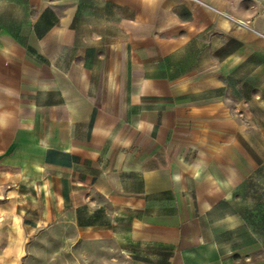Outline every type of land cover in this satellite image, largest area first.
<instances>
[{"label":"crops","instance_id":"obj_1","mask_svg":"<svg viewBox=\"0 0 264 264\" xmlns=\"http://www.w3.org/2000/svg\"><path fill=\"white\" fill-rule=\"evenodd\" d=\"M258 143L264 0H0V264H264Z\"/></svg>","mask_w":264,"mask_h":264},{"label":"rangeland","instance_id":"obj_2","mask_svg":"<svg viewBox=\"0 0 264 264\" xmlns=\"http://www.w3.org/2000/svg\"><path fill=\"white\" fill-rule=\"evenodd\" d=\"M258 151L264 154V143L255 144ZM258 170L254 178L250 181L247 189L243 192L244 200L241 209L250 216H254L255 227L264 221V158L258 160ZM69 232V230H68ZM51 253L35 256L37 264H69L73 256L69 253V240H59L54 238L46 241L44 245ZM80 257V256H79ZM82 262L79 258V264Z\"/></svg>","mask_w":264,"mask_h":264}]
</instances>
